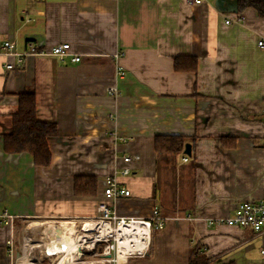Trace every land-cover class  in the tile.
I'll list each match as a JSON object with an SVG mask.
<instances>
[{
    "label": "crops",
    "instance_id": "obj_1",
    "mask_svg": "<svg viewBox=\"0 0 264 264\" xmlns=\"http://www.w3.org/2000/svg\"><path fill=\"white\" fill-rule=\"evenodd\" d=\"M260 40L264 17L252 7L237 11L236 0H0V46L42 51L11 70L2 64L15 55H0V264L21 257L7 243L15 229L3 215L91 220L104 179L124 166L130 174L118 181L130 196L116 200V216L157 209L165 220L144 257L118 264H189L195 252L202 264H264V234L215 220L264 197ZM64 42L80 60L49 53ZM113 86L116 96L107 94ZM27 89L36 119L56 125L48 166L3 150ZM156 136L181 137L190 156L156 151ZM125 154L139 159L124 163ZM75 176L95 177V192L75 194ZM24 220L16 222L20 235Z\"/></svg>",
    "mask_w": 264,
    "mask_h": 264
},
{
    "label": "built area",
    "instance_id": "obj_2",
    "mask_svg": "<svg viewBox=\"0 0 264 264\" xmlns=\"http://www.w3.org/2000/svg\"><path fill=\"white\" fill-rule=\"evenodd\" d=\"M207 0H187V2L191 5H200L203 2ZM242 16L239 15L236 18V22H240L242 20ZM226 23L231 22L230 19L225 20ZM258 45L262 46L264 45V41L260 40L258 41ZM11 44L6 41L3 42L2 45L0 46V55H9V54H14L15 55V62L9 63V62H3L2 67L4 70H11L15 67H19L22 64V59L23 56L27 54H33V53H42V51H38L34 45H30L28 51L24 53H13L11 49ZM70 50V45L66 42L56 44L52 46L51 50L49 53L52 55L56 56L59 60H63L66 56L68 55H73L71 56V61H78L80 60V56L76 54H71ZM121 53L115 52L113 54V59L116 62V72L117 74H122L121 66L117 64V60L119 58V55ZM107 94L116 96L117 94V88L115 86L107 88ZM114 140L125 143L127 141V138L123 136H118L115 133L113 134ZM120 159L124 163H129L135 160L139 159L138 155H130V154H125L120 156ZM186 160V158L184 159ZM130 174V169L127 166L121 167V168H116L113 170V173L109 176H107L104 179L103 182V189H102V194L101 198L96 201L95 204V209H96V216L93 218L94 220H90V223L92 225H95L97 228L94 229L93 231H90L88 233L92 232H97L96 235L89 236L88 238H91L89 241V253H93L94 255H99L102 256V260L106 261L107 263H114L118 264L117 258H118V236H117V229L119 228L120 225H126V224H131V225H138L141 226L142 230L140 234H135L136 237L129 241V244L136 243V238L140 240V243L134 245L133 250H129L127 253L124 254V260L126 261L128 258L132 257H144L146 253L148 252L149 246H150V238H151V232L154 229H161L164 224V216L159 213L157 209H153L150 216L145 217V218H137V217H117L114 211L115 207V202L116 200L123 198V197H129L130 196V191L125 188L122 184L119 183L118 181V176H124V175H129ZM6 218L7 222L9 221L11 224L13 223V227L15 229V232H18L20 235V231L16 229V221L17 217H13L11 215H3V218ZM25 218H19L18 220H24ZM6 220L4 221L6 223ZM217 220V223H222L224 222L227 226H235V227H249L255 232L256 234H264V197L259 198L255 201H248V202H239L233 214L231 216H228L226 218H219L215 219ZM89 222V221H84L81 226V230L87 232V230H84V225ZM209 223H212V220L208 221ZM47 226V224L45 225ZM44 226V227H45ZM49 226V225H48ZM56 226V225H55ZM103 227L106 228L108 231L105 232L102 229H98V227ZM52 227V226H51ZM144 229L146 231H144ZM138 233V231H137ZM114 236V241L115 244H110L111 240L110 237ZM19 238V236H18ZM17 238V247H15L12 252L16 255V250L18 246L20 245V239ZM83 241H86L85 236H81ZM121 239V238H120ZM13 240H8L7 243L10 245V247L13 248ZM42 249H43V254H40V262L47 256H51L50 253H48V247L46 244V241L42 240ZM101 247H100V245ZM81 246V245H80ZM78 248V250H75L73 253H75L74 257H79L81 261L79 262H90V261H85L86 259H81V248ZM97 249V251L93 252L94 249ZM99 248V250H98ZM114 251L115 256L112 258L110 252ZM92 251V252H90ZM261 254L264 256V249H262ZM72 254V253H71ZM63 260H66L64 258ZM91 264L92 261L90 262ZM37 264V263H35ZM51 264V263H50Z\"/></svg>",
    "mask_w": 264,
    "mask_h": 264
},
{
    "label": "trees",
    "instance_id": "obj_3",
    "mask_svg": "<svg viewBox=\"0 0 264 264\" xmlns=\"http://www.w3.org/2000/svg\"><path fill=\"white\" fill-rule=\"evenodd\" d=\"M252 7L259 16L264 17V0H236L237 11ZM56 134L53 122L38 121L35 116V95L31 89L18 93V108L12 115L11 127L3 135V150L6 153L26 152L32 156L35 165L48 166L51 154L47 138ZM184 141L176 136H156L154 147L163 153H176L183 149ZM96 178L93 176H75L73 178L74 193L87 195L95 192ZM196 252L189 264H202ZM204 264V263H203Z\"/></svg>",
    "mask_w": 264,
    "mask_h": 264
},
{
    "label": "bare ground",
    "instance_id": "obj_4",
    "mask_svg": "<svg viewBox=\"0 0 264 264\" xmlns=\"http://www.w3.org/2000/svg\"><path fill=\"white\" fill-rule=\"evenodd\" d=\"M84 230H87V232L93 231L97 227L95 225H92L90 222H87L84 225ZM98 229H102L103 231L107 232L106 228L98 227ZM141 226L138 225H120L117 229V236L119 238L118 240V258L117 262L121 263L124 260V254L127 253L129 250H133V246L140 243V240L136 238V243L129 244V241L134 239L136 237L135 234L141 233ZM138 231V233H137ZM144 231H146L144 229ZM45 232V231H44ZM74 229L63 225L61 226H54V227H48L46 229L45 236H48V240H46V244L48 247V253L51 254V256H54L57 254L56 257H53L52 259L55 260L53 264H82V263H76L74 261V254L73 252L75 250H78L80 246V241L77 235H74ZM80 238V237H79ZM121 238V239H120ZM132 238V239H131ZM42 239V238H41ZM27 246V245H26ZM19 250L21 253V257L18 259V264H33L29 261L28 256L25 254V251L27 250L25 245L20 244ZM72 253V254H71ZM65 254V255H64ZM70 256V259L68 258ZM64 258H68L67 260H63ZM69 261V262H68Z\"/></svg>",
    "mask_w": 264,
    "mask_h": 264
},
{
    "label": "rangeland",
    "instance_id": "obj_5",
    "mask_svg": "<svg viewBox=\"0 0 264 264\" xmlns=\"http://www.w3.org/2000/svg\"><path fill=\"white\" fill-rule=\"evenodd\" d=\"M19 218H25L26 220H24L23 222V229H25V232H23L21 235H19L18 232H14V238H13V249L15 247H17V238L19 236L18 239H20V244L23 243V245H25L26 247V251L25 254L28 256V259L30 262H32L33 264L37 263L40 264V254H43V249H42V240L45 241L48 240V236H45V232L43 231V229L48 228V227H54L55 225H59V226H69L71 228L74 229V235H77L76 237H78L79 241H80V248H81V259H86L85 261H92L93 264H109L106 261L102 260V256L99 255H94L93 253H89L87 248H89V241L91 238H88L89 236H93L96 235L97 232H92V233H88L85 232L83 230H81V226L82 223H84V221L82 222H75V223H69L67 220L64 219H36V218H31V217H17L15 219H17V221H19ZM94 220V219H92ZM16 221V222H17ZM90 222V220H87ZM47 224V226H45ZM49 225V226H48ZM45 226V227H44ZM81 236H85L86 237V241H83L81 243ZM80 237V238H79ZM42 238V239H41ZM110 244H115L114 241V236L110 237ZM27 245V246H26ZM100 245V244H99ZM101 247V245H100ZM99 250V248H98ZM97 251V249L95 248L93 250V252ZM92 252V251H90ZM75 255V253H73ZM112 258L115 256L114 251L112 250L110 252ZM65 255V254H64ZM57 254H55L54 256H47L46 259L44 258V260H46L45 264H53L54 260L52 259L53 257H56ZM70 259V256L68 257ZM66 258V260L68 259ZM74 261L76 263H82V264H91L90 262H79L81 261L79 257H74ZM53 262V263H52ZM43 264V263H41ZM110 264H114V263H110Z\"/></svg>",
    "mask_w": 264,
    "mask_h": 264
},
{
    "label": "water",
    "instance_id": "obj_6",
    "mask_svg": "<svg viewBox=\"0 0 264 264\" xmlns=\"http://www.w3.org/2000/svg\"><path fill=\"white\" fill-rule=\"evenodd\" d=\"M190 144L189 143H185L184 144V148H183V153L190 156Z\"/></svg>",
    "mask_w": 264,
    "mask_h": 264
}]
</instances>
